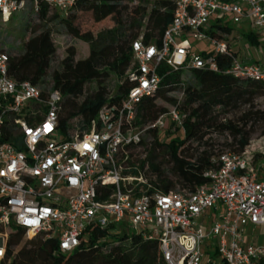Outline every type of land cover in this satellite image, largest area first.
Listing matches in <instances>:
<instances>
[{"label": "built area", "instance_id": "obj_1", "mask_svg": "<svg viewBox=\"0 0 264 264\" xmlns=\"http://www.w3.org/2000/svg\"><path fill=\"white\" fill-rule=\"evenodd\" d=\"M42 4L68 14L76 0H0V27L19 12L38 13ZM228 17L264 36V0H177L160 45L143 37L133 42V61L120 82L130 85L126 99L104 105L90 129L69 138L59 129L61 91L51 88L44 97L38 86L11 77L0 41V264L12 263L17 251L10 255L9 241L19 229L72 253L88 228L125 225L159 242L165 264H264V243H246L248 228L264 227V137L243 153L218 151L205 173L208 184L193 191L160 192L147 162L157 138L168 130L183 134L188 119L175 107L143 121L141 105L158 91L160 67L219 72L216 57L233 48L231 34L220 29ZM212 27L221 35H211ZM191 38L210 42L214 51L198 55ZM226 74L264 80V60L236 57ZM33 104L44 114L38 110L43 118L30 124L24 117ZM8 112L17 116L13 143L2 141ZM258 155L263 161L256 166Z\"/></svg>", "mask_w": 264, "mask_h": 264}, {"label": "trees", "instance_id": "obj_2", "mask_svg": "<svg viewBox=\"0 0 264 264\" xmlns=\"http://www.w3.org/2000/svg\"><path fill=\"white\" fill-rule=\"evenodd\" d=\"M125 1L127 0H76L75 8L68 14L42 4L38 13L31 10L40 23L35 24L33 20L28 23L31 36L26 41L22 54L12 55L7 52L10 55V75L15 80L31 82L41 89L50 79L52 89L61 91L63 101L59 129L65 138H69L77 129L72 123L74 119L80 118L82 130H88L104 105L121 104L126 99L130 85L120 82L133 61V42L143 37L147 45H160L165 32L173 23L177 0H155L150 10L148 6L136 7L133 10L134 18L129 24L101 29L97 33L81 31L79 21L82 15L88 14L93 22L101 24L117 16ZM51 14L53 15L50 16ZM16 16L18 15L13 17ZM53 22L62 30L57 31L51 27ZM144 27L146 30L142 33ZM220 29L226 34H231L232 31L227 25L220 26ZM60 32L84 43L89 49V56L79 57L76 48L70 46L65 51L67 55L62 60L60 69L50 74L52 63L60 51L55 40ZM209 32L213 36L221 35L213 27ZM244 36L251 46H260L259 35L251 31L244 33ZM201 54L208 56L211 52ZM238 55L233 48L227 54L218 55L216 61L220 66L219 72L194 69L184 74L166 65L160 67L159 89L141 105L143 121H155L170 111L160 106L159 101L172 104V108L178 107L188 114L183 134H179L178 130L174 133L168 130L157 138L149 151V173L156 177L154 184L160 192L169 194L177 190L193 191L208 184L205 173L211 169L214 156L205 152L199 157L187 159L186 155L192 150L194 143L203 141L210 132L212 124L216 122L212 117L215 109L238 110L242 106L246 107L237 123L229 121L218 126L233 134L232 146H236V153L251 150L252 129L259 123L263 125L261 138L264 137V110L256 107V101L264 98V80L241 79L226 74ZM111 77L118 79L114 91L107 85ZM93 82L97 85L96 91L85 97L86 86ZM41 91L46 97L50 90ZM179 91L185 93L183 103L173 96ZM83 97L84 100L80 101ZM28 109V115L24 119L30 124L34 122L35 116V122L43 118L37 113L41 109L44 114L41 104H33ZM16 119L13 112L6 114L3 142L13 143L16 140ZM262 159L263 155L257 156L256 166ZM166 164L172 165L181 188L177 189V182L167 176ZM121 229L122 227L101 229L92 226L86 230L80 247L72 253H62L58 241L54 239L44 241L41 237H34L24 243L26 232L19 229L9 241L10 255L17 251L11 264H165L159 242L149 241L138 234L130 238L126 234H120Z\"/></svg>", "mask_w": 264, "mask_h": 264}, {"label": "rangeland", "instance_id": "obj_3", "mask_svg": "<svg viewBox=\"0 0 264 264\" xmlns=\"http://www.w3.org/2000/svg\"><path fill=\"white\" fill-rule=\"evenodd\" d=\"M155 0H146L144 2L143 0H127L124 2V5L119 12V14L115 17L109 18L107 21L101 23V24H96L95 22L92 21L91 17L88 14L82 15V18L79 21V27L82 32H94L97 33L101 29H108L112 28L116 25L119 24H129L133 18V10L136 7H143V6H148V9H152L154 5ZM15 15H18L16 17H13L11 21L5 25H2L0 27V41L2 43L3 48L5 51L8 53H12V55H20L22 54L24 50V45L26 41L30 38L31 36V30L28 26V23L30 21H35V24H39L40 22L37 21L36 17H34L33 12L31 10H25L22 12H19ZM51 14L50 16H52ZM216 18L212 19V22L214 23ZM57 23L53 22L51 23V27H53L55 30L59 31L62 30V28L58 25ZM224 25L229 26L232 31H231V38L232 40H235L238 42L237 46V52L239 53V59H244L247 58L249 54L256 60L258 59V54L257 50L258 48L251 46L248 44L247 38L244 36V33H250L251 28L248 25H244L242 27L236 26L232 23L231 17H228L227 22L224 23ZM146 27V26H145ZM143 28L142 33L146 30V28ZM64 32V31H63ZM59 33L57 36H55L56 44L60 47V51L56 58L54 59L52 63V68L50 70V74H52L55 70L60 69L61 67V62L62 60L66 57V49L70 46H74L77 50L78 56L79 57H87L89 56V49L88 47L82 43L74 40L71 36H69L66 33ZM253 32L256 35H259L258 31ZM261 44L259 46V49L263 50L264 52V36L259 35ZM191 44H192V51L197 53L198 55L201 54L202 52H213L215 47L208 41H198L194 38L190 39ZM249 45L250 49H246V46ZM186 79V78H185ZM189 80V79H187ZM118 83V79L115 77H111L109 82L107 83L108 88L111 89V91H114ZM96 83H90L86 86L85 88V97L88 95H92L96 91ZM52 88V84L50 79L48 80V84L45 87H41L42 90L46 89L49 91ZM183 92H176L173 94L175 98L179 99L182 97ZM83 97L80 101H83ZM159 105L162 107H165L169 110L172 109L174 105L168 104L164 101H159ZM256 107L257 109L264 110V98H259L256 101ZM246 109V107L242 106L240 109H215L213 111V118L216 120L214 124H212V128H210V132H208V135L206 138L199 142V143H194L191 148L192 150L190 152H187V159H191L192 157H199L201 154L208 152L209 154L213 156H217L218 151H233L236 152L235 147L232 146L234 144L233 140V134L229 131H223V129H220L218 126L220 124H226L229 121H234L238 122L239 117L241 113ZM82 120L80 118H76L73 120V125L77 127L75 131L72 132V134H83L86 130H82ZM253 134H252V141H255L258 143V141L262 137V132H263V125L261 123L257 124L255 128L252 129ZM166 170L168 171V177L169 179L173 180L174 182H177V189L181 188L182 186L179 184V179L178 175L172 171V165L171 164H166ZM209 213V217H211V213ZM209 224V221L207 222L206 225ZM122 231L120 234H126L130 238H132L134 235L138 233V231H134L132 229H129L128 226H122ZM260 232V231H259ZM29 238L24 239V243L29 241ZM23 243V245H24Z\"/></svg>", "mask_w": 264, "mask_h": 264}, {"label": "crops", "instance_id": "obj_4", "mask_svg": "<svg viewBox=\"0 0 264 264\" xmlns=\"http://www.w3.org/2000/svg\"><path fill=\"white\" fill-rule=\"evenodd\" d=\"M237 43L238 42H236L235 40L231 41V45H232L233 49H235V50H237V46H238ZM246 49L247 50L250 49V46L247 45ZM256 50H257L256 52H257V54L259 56L258 59L255 60L251 56V54H249L247 56V58H253L255 61L264 60V52H263V50L259 49V47ZM251 242H253L255 244H263L264 243V227H256V228L250 227V228H248L246 230V243L249 244Z\"/></svg>", "mask_w": 264, "mask_h": 264}]
</instances>
